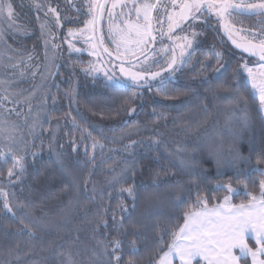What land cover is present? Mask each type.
I'll list each match as a JSON object with an SVG mask.
<instances>
[{
  "label": "trees",
  "instance_id": "16d2710c",
  "mask_svg": "<svg viewBox=\"0 0 264 264\" xmlns=\"http://www.w3.org/2000/svg\"><path fill=\"white\" fill-rule=\"evenodd\" d=\"M253 18H248V24L256 22ZM27 24L32 26L36 22L29 17ZM202 32L205 35L196 57L178 72L175 80L165 85L167 96L152 87L140 89L139 94L132 87H115L104 79H91L72 61L68 69L60 70V86L53 89L43 132L12 146V152L24 157V175L19 181L12 177L13 183L9 184L7 168L11 167V161L7 164L0 161V187L9 194L15 193L17 200L27 205L24 209L27 214L53 228L60 227L29 241L26 234H13L20 226L18 220L0 211V264L4 261L17 264L8 255L15 243H20L24 259L37 264H59L61 258L51 251H41L50 245L53 248L63 245L60 250L65 252L71 247L77 264H89L98 240L108 242L117 237L113 211L117 220L125 217L129 230L134 222L145 225L131 258L137 264H158L168 251L166 245L174 239L172 232L178 230L176 225L183 224L184 213L194 206L197 193L210 206L220 204L228 193L215 189L219 183L240 190L234 198L236 205L248 204L251 195L260 194V182L264 181V115L259 110V100L253 95L240 62L232 55L226 59L225 70L222 64L214 62L204 67L210 60L206 52L214 50L219 39L230 54L237 51L224 33ZM217 68L219 71H215ZM236 90L242 97L238 104L230 105L219 99L236 95ZM245 112L249 117L247 127L243 120ZM93 138L107 148L95 157ZM150 138L162 143L149 147ZM9 145L3 143L2 148ZM126 145L132 146L126 151ZM177 149L185 151L177 153ZM169 152L173 155L169 156ZM179 157L191 168L181 166ZM125 168L136 173L123 185H134L138 197L135 201L127 193L119 194L121 185L109 183ZM154 183L159 185L161 194L159 207L144 219L143 197ZM177 197L183 201L180 206H176ZM121 202L127 206V212L121 213L117 208ZM100 217L108 221L107 227L102 224L96 227ZM157 225L168 230L158 231ZM117 238L125 241L123 259L127 261L130 258L127 238ZM248 242L251 246L255 240L250 238ZM31 245L36 252L25 257L24 252ZM247 264H252L250 257Z\"/></svg>",
  "mask_w": 264,
  "mask_h": 264
},
{
  "label": "rangeland",
  "instance_id": "374dc122",
  "mask_svg": "<svg viewBox=\"0 0 264 264\" xmlns=\"http://www.w3.org/2000/svg\"><path fill=\"white\" fill-rule=\"evenodd\" d=\"M10 2L13 3L16 26L9 28L7 23L0 21V150L6 153L12 151V146L15 144H22V139H32L39 132H43L49 118L52 92L59 83L60 70L68 69L70 61L76 62L82 74L91 79H104L107 84L115 87H132L141 94L140 89L151 87L158 89L162 78H166L165 85L175 80L178 72L189 66L192 58L196 57L204 34L202 27L221 25L218 11L214 12L213 8L209 9L206 6L203 14L195 22L177 28L175 13L183 3L180 0H167L164 7L165 17L153 21L156 31L161 29L162 32L153 33L144 37L142 43H137L140 37L136 35L134 28L130 30L129 25L134 26L137 23L143 25L144 20L141 14V21H137V13L132 9L134 1H108L99 30L96 29V24L92 28L85 27L92 15L99 17L100 14V10L89 11L87 0H70L75 7H70L68 0H10ZM137 2L139 5L150 3L148 0H137ZM259 2L260 0H247L244 3ZM35 3L45 4L46 7L37 10ZM49 4L53 7L59 4L60 24L55 23V18L51 14L47 17L44 15ZM28 5L31 8H26ZM248 13L251 17L254 16L253 19L256 20L254 24H248V20H242L241 17L230 16L225 26L237 30L232 32V36L239 39L238 41L248 39L247 42L259 44L264 40V16ZM29 17L31 21L36 22V25L27 24ZM169 17L172 19L169 20ZM160 21L163 23L160 24ZM41 23L46 24L43 36ZM69 29H72L75 35L69 36ZM173 30L178 32L173 34L171 33ZM121 33L124 34V38ZM162 38L164 41H160ZM219 40L214 50L205 51L210 57L207 65L212 62L215 65L222 64V70H225L228 65L226 59H230L232 55L240 62L241 69L251 84L243 66L246 65L247 68H252L258 73L260 61L238 52L230 54L222 39ZM45 41L48 43L45 44ZM69 43L72 45L71 48ZM105 48L108 49L107 52L104 51ZM217 53L220 54L219 57ZM189 54H191L190 60L181 64L182 59L188 60ZM141 57L143 58L140 59ZM173 57L177 61L174 72L168 69V63ZM121 68L133 73L142 72L144 79L134 82L125 71H121ZM154 72H159L160 76L152 79ZM108 77H113V81L109 82ZM63 81L64 79L61 78L60 83L62 84ZM137 84L140 86L138 87ZM251 90L257 97L252 85ZM262 114L264 115V112ZM3 143H11V145L3 149ZM93 150L95 157L98 153L105 152L107 148L97 145ZM227 185L231 184L219 183L215 185V189L228 191ZM231 187L236 191H228L226 195L229 197V202L236 205L234 198L240 190L232 185ZM0 202L3 203L2 197ZM223 202L224 198L220 204ZM208 207L213 206L208 203ZM193 210L194 207L190 211ZM250 238L255 240L254 237H248ZM234 252L238 254L237 250ZM259 258L264 259V256ZM169 259L171 264H181L179 256L173 254ZM197 260L199 264H207L203 259L197 258ZM197 260H194L193 264H197Z\"/></svg>",
  "mask_w": 264,
  "mask_h": 264
},
{
  "label": "snow or ice",
  "instance_id": "6c2138e0",
  "mask_svg": "<svg viewBox=\"0 0 264 264\" xmlns=\"http://www.w3.org/2000/svg\"><path fill=\"white\" fill-rule=\"evenodd\" d=\"M70 7H75L68 0ZM88 8L90 12L94 10H102L104 5L100 3V0H87ZM158 6H164L160 4V0H157L155 4L144 3L142 5H137L133 3V7L137 13V21L141 19V14L143 15L144 24L141 25L137 23L132 26L129 25L130 30L134 28L136 35L140 37L137 43H142L143 38L151 35V13L153 9ZM204 6V0H191V3H185L182 7L181 19H187L189 15L193 19L196 18L195 12L201 11ZM37 10H43L46 5L41 3H35ZM59 4L55 7L50 4L47 5V11L44 15L47 17L51 14L55 18V23L60 24L61 21V11L59 9ZM115 7V4L113 5ZM166 7V6H164ZM207 7L209 9L217 8V14L221 17L232 16L233 13L246 11L252 13H258L264 16V0H260L259 3L250 4H235L231 0H219V3L213 2L208 3ZM195 10V12L193 11ZM65 18H67L65 16ZM16 16L13 11V3L10 0H0V21L7 23L9 28L15 27ZM99 17L97 15H92V18L87 21L85 27L92 28ZM172 17H169L171 20ZM171 29V24L169 25ZM227 27V26H226ZM41 35H44L46 28L45 23H41ZM82 31V30H81ZM69 36L75 35L72 29L68 31ZM122 38L124 34L121 33ZM235 42V41H234ZM48 41H45L47 44ZM69 47L72 45L69 43ZM237 47H243L244 51L249 52L253 55L259 54V72L256 73L252 68H247L246 65L243 67L248 73L252 88L254 93L257 95L259 100V110L264 112V40H261L259 44H253L247 42L246 44H238ZM105 52L108 51L107 48L104 49ZM134 54V53H133ZM183 55V53H181ZM219 57V53L216 54ZM119 58V56H118ZM191 58L189 54L188 60L182 59L181 64L187 63ZM177 61L175 57L171 59L168 63V69L171 71H176L174 67ZM204 67H209L205 65ZM121 71H125V74L130 76L131 79L136 82L144 79V74L142 72H128L121 68ZM219 71V69H215ZM160 76L159 72L152 73L151 78L155 79ZM113 77H108L109 82L113 81ZM166 78L160 80V87L158 91L163 93L165 96L169 95L168 90L165 87ZM147 85V81H145ZM139 87L140 85L137 84ZM236 95L229 94L228 96L219 97L221 100H226L230 105L238 104L240 97L238 95V90ZM246 103V101H245ZM206 108V106H205ZM131 111H135L132 109ZM155 112V109H153ZM163 113H160V117H163ZM158 117V118H160ZM244 126H248L249 117L247 112L243 118ZM91 135V133H89ZM92 145L93 148L99 147L103 148L104 145L100 141L95 140ZM133 144L136 142L133 141ZM162 141L158 139H151L149 147L159 146ZM132 145H126L125 150L127 151ZM185 149H177V153L183 152ZM35 155V153H33ZM169 156L173 155L171 152L168 153ZM0 160H3L5 164L11 161V167L7 168V176L9 178L8 183H13L12 177L19 181L25 172L24 157L12 152L0 153ZM179 163L181 166L190 169L191 165H186L183 157H179ZM135 171L131 168H125L117 175L113 176L109 181L112 185H121L119 189V194L123 196L127 193L129 197H132L135 201L138 197L135 192L134 185H129L123 187L129 178L135 177ZM261 192L259 196L251 195V202L248 204L233 205L229 202V197L224 196V202L222 204L214 205L213 207H208V200L206 198H200L199 193H197V200L194 204V208L198 210L187 211L183 215V224L176 225L178 230L172 232L174 239L167 246L168 251L160 258L159 264H171L170 256L173 254L179 256L181 264H193L194 260L197 258L203 259L207 264H247V257H251L252 264H264V259L259 257L264 256V181H261ZM228 191H236L231 187V185L226 186ZM0 197L3 198L2 206H0V211L10 215L11 217L18 220L19 227L15 229L13 233L16 236L27 235L29 241L36 238L40 233H53L59 230L60 226L53 228L48 224L41 223L35 217L27 214L24 209L27 205L20 203L15 193H7L0 187ZM161 194L159 192V185H153L152 190L143 197L145 202V209L141 213L144 219H147L153 214V209L159 207V201ZM176 206H180L183 201L180 197L176 198ZM117 208L121 213L127 212V206L121 202L117 205ZM113 227L116 229L117 237L127 238V247L129 259L124 261V247L125 241L123 239L114 237L108 242L103 240L97 241V247L92 250L91 258L89 264H137V261L131 257L135 255L137 251V241L141 239L142 232L141 229L145 226L140 222H134L131 224V230L125 226V217L121 216L119 220L116 219V212L113 211L112 215ZM104 227L108 226V221L103 217H100L96 224L99 228L100 225ZM158 231H167V227L161 229L159 225L156 226ZM170 227V226H169ZM123 230V231H121ZM5 235H8L6 232ZM254 237L255 243L250 246L248 242V237ZM79 240V236L76 237ZM161 239H163L161 237ZM63 245L53 248L51 245L48 248H42L41 251H51L53 255L61 258L59 264H77L73 259L74 250L69 247L68 250L61 251ZM237 250L238 254L234 252ZM22 248L20 243H15L9 248L8 255L12 257L17 264H37L36 261H30L24 259L21 256ZM157 253L162 251L161 249L156 250ZM36 248L34 245L29 246L28 250L24 252V256H30L35 254ZM75 254H79L76 252ZM3 264H11V261H4ZM197 264L199 261L197 260Z\"/></svg>",
  "mask_w": 264,
  "mask_h": 264
},
{
  "label": "flooded vegetation",
  "instance_id": "af4514ba",
  "mask_svg": "<svg viewBox=\"0 0 264 264\" xmlns=\"http://www.w3.org/2000/svg\"><path fill=\"white\" fill-rule=\"evenodd\" d=\"M108 1H110V0H102V3L101 4H103L104 5V7H103V9L102 10H100V14H99V19L97 20V22H96V29L97 30H99V27H100V25L102 24L101 23V21H103V14H104V11H105V9H106V5H107V3H108ZM132 1H134V2H132ZM150 3H153V4H155L156 2H157V0H148ZM155 1V2H154ZM182 3H183V5L185 4V3H191V0H180ZM247 0H231V2L232 3H235V4H245L244 2H246ZM126 2H132V4L133 3H136L138 6H139V2H137V0H126ZM166 2H167V0H160V4L161 5H166ZM211 2H213V0H204V6H203V8L201 9V11H199V12H195V10H193L194 12H195V16H196V18L195 19H193L192 18V16L191 15H189L188 16V18L187 19H181V16H182V7L179 9V10H177V12L175 13V24L177 25V28H179V27H181V26H183V25H185V24H187V23H190V22H195L202 14H203V11H204V9L206 8V6H207V4L208 3H211ZM215 2L216 3H219V0H215ZM164 6H158L157 8H155V9H153V11H152V13H151V34H153V33H156V32H158V33H161L162 31H161V29H159V30H157L156 31V29H155V25H154V23H153V21L155 20V19H158V20H161L162 18H164L165 17V10H164ZM133 10H134V12L136 13V10H135V8H132ZM214 9V12H215V10L216 11H218V9L217 8H213ZM216 14V13H215ZM232 16H236V17H246V20H249L250 19V14L248 13V12H246V11H241V12H237V13H233L232 14ZM229 16H224V17H220V24L221 25H217V24H215V25H213L212 27H202V30L204 31V30H208V32H215V33H219V32H221V33H228V34H231L232 35V32H234V31H237V30H235V29H232L231 27H226L225 26V23H226V20H227V18H228ZM249 18V19H248ZM243 19H245V18H243ZM141 21V19L138 21V22H140ZM244 22V21H243ZM160 24L161 23H163V21H160L159 22ZM176 28V27H175ZM174 32L175 33H177L178 31H176V30H173L171 33H173L174 34ZM235 38V37H234ZM151 39H152V41H153V38L151 37ZM235 39H237V38H235ZM237 40H239V39H237ZM247 40L248 39H240V41L241 42H247ZM160 41H164V39L162 38ZM154 43V42H153ZM252 43H254V44H258V43H255V42H252Z\"/></svg>",
  "mask_w": 264,
  "mask_h": 264
},
{
  "label": "water",
  "instance_id": "95a60500",
  "mask_svg": "<svg viewBox=\"0 0 264 264\" xmlns=\"http://www.w3.org/2000/svg\"><path fill=\"white\" fill-rule=\"evenodd\" d=\"M224 37L226 38V40L230 43V45L239 53V54H243L246 55L250 58L253 59H258L259 60V54L257 53L256 55H253L249 52L244 51L243 47H237L238 44H246L247 42H241L238 41L237 39H235L231 34L228 33H224ZM235 41V42H234ZM252 43V42H251ZM254 44V43H253Z\"/></svg>",
  "mask_w": 264,
  "mask_h": 264
},
{
  "label": "crops",
  "instance_id": "0c3cea01",
  "mask_svg": "<svg viewBox=\"0 0 264 264\" xmlns=\"http://www.w3.org/2000/svg\"><path fill=\"white\" fill-rule=\"evenodd\" d=\"M252 237V236H251ZM252 261V260H251Z\"/></svg>",
  "mask_w": 264,
  "mask_h": 264
}]
</instances>
